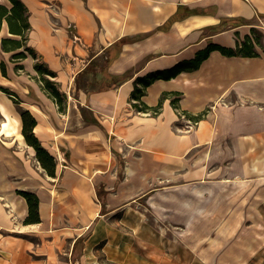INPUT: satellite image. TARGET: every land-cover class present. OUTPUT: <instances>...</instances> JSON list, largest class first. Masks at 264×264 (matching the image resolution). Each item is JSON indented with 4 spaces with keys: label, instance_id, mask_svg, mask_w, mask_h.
<instances>
[{
    "label": "crops",
    "instance_id": "0c3cea01",
    "mask_svg": "<svg viewBox=\"0 0 264 264\" xmlns=\"http://www.w3.org/2000/svg\"><path fill=\"white\" fill-rule=\"evenodd\" d=\"M22 1L35 58L12 62L0 48V86L28 105L17 110L0 90V264H236L240 219L259 221L244 235L261 237L249 243L248 260L260 251L262 48L257 56L213 50L198 68L156 79L141 96L154 107L162 93L178 92L177 108L168 95L156 114L136 110L131 92L137 77L190 59L209 42L234 47L235 33L258 27L264 45V0ZM4 30L5 22L0 37ZM36 62L66 93L63 112ZM104 74L126 78L99 87ZM21 110L35 118L54 176L26 143ZM18 190L36 194L39 222L24 223L28 206Z\"/></svg>",
    "mask_w": 264,
    "mask_h": 264
},
{
    "label": "trees",
    "instance_id": "16d2710c",
    "mask_svg": "<svg viewBox=\"0 0 264 264\" xmlns=\"http://www.w3.org/2000/svg\"><path fill=\"white\" fill-rule=\"evenodd\" d=\"M8 6L0 3V31L3 22L6 24L8 36L0 37V48L4 52L11 53V60L14 62H19L25 59L28 55L35 58V53L33 49L28 45V35L31 29L30 22L28 19V10L26 5L22 0H8ZM255 45L262 48L264 53V45H262L261 40L256 38H251L249 35H245V39L240 43L237 42L236 46L229 47L223 46L217 43L209 42L204 49L198 50L194 56L190 59H184L173 66L163 69L159 72L152 73L150 75L137 77L134 82V88L131 92V100L133 101L132 106L136 110L149 111L151 114H156L159 112L162 104V100L168 95H171V104L177 108V101L179 99L180 93L178 92H164L162 93L159 102L154 107H149L141 101V96L144 94L145 88L150 85L156 79H170L178 75L182 71L193 70L198 68L203 60H205L211 51L218 50L223 55L226 56H257L259 53L255 49ZM16 69H22V65L16 64ZM34 69L40 76V81L43 83L44 89L47 93L56 100L59 108L62 106L63 95L58 91L54 82L45 77V75L54 76V73L46 69L43 64L36 62L34 63ZM0 70L3 76H6L5 64L2 61L0 63ZM126 77H119L116 79L112 75L104 74L97 80V76L94 77L96 82H99V87L103 86L104 83H108L110 86L116 85L121 82ZM108 85V86H109ZM0 90L10 94L6 87L0 86ZM16 96V95H15ZM15 103L18 100L12 98ZM180 115L183 114L188 116L185 112L179 111ZM205 111L199 113L197 116L190 117L192 120L199 119ZM21 121H22V134L26 143L33 147L35 151V157L40 163L41 167L46 171L49 176L55 175L56 162L53 155H51L43 146L40 144L39 140L36 138L33 129L36 124V120L33 115L28 110L20 111ZM18 194L23 196L26 200L28 206V215L24 219V223H36L39 222L38 215V198L34 192L26 190H18Z\"/></svg>",
    "mask_w": 264,
    "mask_h": 264
},
{
    "label": "rangeland",
    "instance_id": "374dc122",
    "mask_svg": "<svg viewBox=\"0 0 264 264\" xmlns=\"http://www.w3.org/2000/svg\"><path fill=\"white\" fill-rule=\"evenodd\" d=\"M0 3L7 4V2L4 3V2H1V1H0ZM257 21H258V19H257ZM262 31L263 30L261 28H258V27L250 28L247 33H245L243 35H239L238 33H235V36L240 41H243L245 39V35H249L251 38L260 39L261 42H262V36H263ZM2 36H8L7 31L4 30V32H1V37ZM258 48L259 47L257 45H255L256 51H258ZM9 54L11 55L10 52H9ZM10 61H12L11 57H10ZM21 61H19V62H21ZM12 62H14V61H12ZM45 77H47L48 79L53 81L54 85L56 86V88L59 89L58 88L59 84H58V82L56 80H54V76L45 75ZM39 80H40V77H39ZM41 84H42V87H43V83L42 82H41ZM7 89L10 92V94H8V93H6V94L10 97L11 101L14 103V105H15L17 110H18V107H22V108L28 107L27 102L22 100L21 97L19 96V94L16 91H14V89H10V88H7ZM45 92L47 93L46 90H45ZM60 93L63 95L61 109L59 108L56 100H54L48 93L47 94L56 103V105L58 106V109L63 112L66 109V107H67L66 106V99H67L66 97H67V95L64 92H60ZM13 97H15L18 100V103H15L13 101V99H12ZM226 222L227 221L220 220L219 224L220 223H226ZM260 223H261L262 227H264V220L260 221ZM234 224H235V228L239 230L238 233L235 236V244H234V247H235L234 250H235V255H236V260H235L236 262L235 263L236 264H264V246L260 248V251L254 252V254L251 256L250 260H248L249 243L252 242V245H254V243L258 244L261 241V237H259V236H257V237H252V236L249 237V236H245L244 235L246 229H249V227L258 226L259 221L240 219V220H235Z\"/></svg>",
    "mask_w": 264,
    "mask_h": 264
}]
</instances>
